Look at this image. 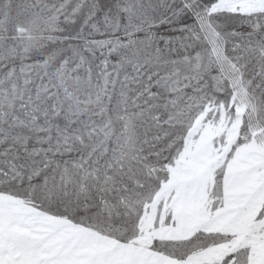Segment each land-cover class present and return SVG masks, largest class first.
<instances>
[{"label": "snow or ice", "instance_id": "snow-or-ice-1", "mask_svg": "<svg viewBox=\"0 0 264 264\" xmlns=\"http://www.w3.org/2000/svg\"><path fill=\"white\" fill-rule=\"evenodd\" d=\"M0 264H264V0H0Z\"/></svg>", "mask_w": 264, "mask_h": 264}]
</instances>
